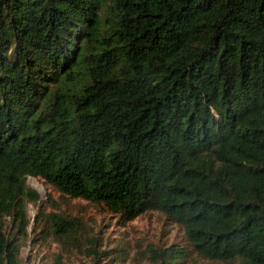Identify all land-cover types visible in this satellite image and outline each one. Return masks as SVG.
<instances>
[{
	"label": "trees",
	"instance_id": "16d2710c",
	"mask_svg": "<svg viewBox=\"0 0 264 264\" xmlns=\"http://www.w3.org/2000/svg\"><path fill=\"white\" fill-rule=\"evenodd\" d=\"M27 175L180 223L156 264H264V0H0V264Z\"/></svg>",
	"mask_w": 264,
	"mask_h": 264
},
{
	"label": "rangeland",
	"instance_id": "374dc122",
	"mask_svg": "<svg viewBox=\"0 0 264 264\" xmlns=\"http://www.w3.org/2000/svg\"><path fill=\"white\" fill-rule=\"evenodd\" d=\"M26 184L39 197L25 200L27 236L20 239L21 264H53L59 255L66 264H156L154 253L171 243L190 248L184 227L162 211L149 209L125 219L102 202L61 192L39 176L27 175ZM72 220L69 237L57 239L49 216ZM5 228H9L6 216ZM190 251V250H189ZM192 264H237L191 255Z\"/></svg>",
	"mask_w": 264,
	"mask_h": 264
}]
</instances>
